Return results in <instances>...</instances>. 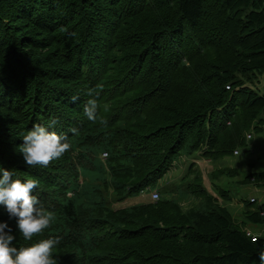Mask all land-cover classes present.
<instances>
[{
	"label": "trees",
	"instance_id": "1",
	"mask_svg": "<svg viewBox=\"0 0 264 264\" xmlns=\"http://www.w3.org/2000/svg\"><path fill=\"white\" fill-rule=\"evenodd\" d=\"M263 73L264 0H0V169L39 180L31 195L55 213L25 241L0 206L14 246L59 236L57 264H262L264 236L247 235L201 176L188 188L205 200L176 216L166 197L112 209L104 188L136 196L181 152L215 159L245 145ZM89 88L107 127L84 115ZM242 108L249 124L237 125ZM36 124L71 144L47 168L18 150ZM247 206L264 226V202Z\"/></svg>",
	"mask_w": 264,
	"mask_h": 264
},
{
	"label": "rangeland",
	"instance_id": "2",
	"mask_svg": "<svg viewBox=\"0 0 264 264\" xmlns=\"http://www.w3.org/2000/svg\"><path fill=\"white\" fill-rule=\"evenodd\" d=\"M255 86L259 89L264 87V73L259 75L254 81L259 82ZM250 83V82H248ZM246 110L241 109L239 120L235 124L242 125L245 120ZM157 116L152 115L153 121ZM264 111H261L257 119L253 120L250 127H246L244 132L245 145L233 147L234 152H229L219 158H209L198 152L195 156L181 152L177 154L171 163L167 174L158 180V183L151 184L144 192L136 196L121 197L113 189L104 188L105 196L112 209L131 206L138 203L152 202L151 192L160 190L162 197L172 198L179 201L180 213L171 215H181L198 206L205 196L198 197L195 192L188 188L189 184L200 183L202 178L203 186L209 193L218 196L221 205L226 206L232 213L233 218L243 229L252 233L253 236H264V226L250 222L247 219V211L255 210V206L248 207V202L256 199V202H264ZM261 119L260 123L258 120ZM259 124L260 130L256 126ZM234 125V124H233ZM106 153H101L105 158ZM259 174L262 178L251 177L246 182L244 179L249 175ZM86 178V177H85ZM192 184V185H193ZM190 187V186H189ZM195 188H197L195 186ZM189 189V192H187ZM219 192V194H218ZM202 199V200H201ZM251 210V211H252ZM180 220V218L174 219Z\"/></svg>",
	"mask_w": 264,
	"mask_h": 264
},
{
	"label": "clouds",
	"instance_id": "3",
	"mask_svg": "<svg viewBox=\"0 0 264 264\" xmlns=\"http://www.w3.org/2000/svg\"><path fill=\"white\" fill-rule=\"evenodd\" d=\"M88 95L93 97L84 104L83 112L87 119L105 127L106 118L98 115L100 95L98 89L89 88ZM78 99L73 97V101ZM56 120H51L49 126H55ZM73 134L77 129H70ZM71 149L67 136L55 131H49L48 126L36 124L23 135V144L19 147L24 161L29 167L47 168L54 161L59 160ZM0 178V206H4L9 218H15L19 233L25 241H32L33 237L48 229L54 220L55 213L38 207L40 203L36 196L31 195L33 189L39 186V180L29 177L26 181L14 178L16 173L2 170ZM70 195V193H69ZM7 229V231H6ZM7 222H0V264H57L54 249L60 244V237H48L27 246H14L16 237ZM264 264V253L260 254Z\"/></svg>",
	"mask_w": 264,
	"mask_h": 264
},
{
	"label": "built area",
	"instance_id": "4",
	"mask_svg": "<svg viewBox=\"0 0 264 264\" xmlns=\"http://www.w3.org/2000/svg\"><path fill=\"white\" fill-rule=\"evenodd\" d=\"M160 196L161 195H160L159 191H154V192L151 193V197L155 201L159 200ZM248 235L253 236L251 232H249ZM252 238H253V240H255V239H257V236H253Z\"/></svg>",
	"mask_w": 264,
	"mask_h": 264
}]
</instances>
